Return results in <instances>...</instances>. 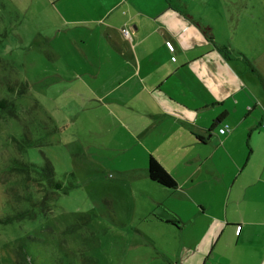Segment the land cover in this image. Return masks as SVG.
<instances>
[{
	"label": "rangeland",
	"instance_id": "1",
	"mask_svg": "<svg viewBox=\"0 0 264 264\" xmlns=\"http://www.w3.org/2000/svg\"><path fill=\"white\" fill-rule=\"evenodd\" d=\"M146 1L173 5L202 37L211 36L230 64L245 67L244 79L254 80L264 99V0ZM43 10L36 0H0V264H14L21 245L33 264H190L194 246L159 216L176 203L141 177L140 145L123 150L131 140L111 103L68 93L90 89L88 60L66 36L71 60L50 57L37 35L60 22L48 20L51 12L46 20ZM75 70L80 76L62 80ZM216 155L220 162V149ZM46 159L56 179L74 186L40 204L37 181L20 163L41 166ZM228 237L220 252L232 250L235 232ZM219 247L207 264H219Z\"/></svg>",
	"mask_w": 264,
	"mask_h": 264
},
{
	"label": "crops",
	"instance_id": "2",
	"mask_svg": "<svg viewBox=\"0 0 264 264\" xmlns=\"http://www.w3.org/2000/svg\"><path fill=\"white\" fill-rule=\"evenodd\" d=\"M36 2L45 17L51 12L46 20L60 22L57 29L49 25L52 31L37 35L50 57L71 60L66 36L79 45L78 56L88 60L83 73L92 81L90 89L70 90V96L91 95L99 105L111 103L109 110L131 140L123 150L140 145V160L146 164L139 169L141 177L149 179L153 156L175 179L174 189L148 181L174 199L173 210L159 216L194 246L190 264H207L219 245V264H264V160L254 163L256 156L264 158V99L255 81L244 79L245 67L230 64L213 38L202 37L171 4ZM125 26L128 33H120ZM58 39L64 46H57ZM77 76L75 70L61 78L69 82ZM226 125L221 134L219 128ZM184 209L189 219L182 216L187 215ZM175 219L180 223L168 222ZM190 223L194 228L187 238ZM233 231L232 250L220 252Z\"/></svg>",
	"mask_w": 264,
	"mask_h": 264
},
{
	"label": "trees",
	"instance_id": "3",
	"mask_svg": "<svg viewBox=\"0 0 264 264\" xmlns=\"http://www.w3.org/2000/svg\"><path fill=\"white\" fill-rule=\"evenodd\" d=\"M261 78V77H260ZM21 85L22 89L27 88V83L16 82V85ZM262 84L264 86V81L262 80ZM216 120L219 118L216 117ZM216 123L212 124V128H214ZM29 143L27 142L26 145ZM25 146V145H24ZM23 166L22 171L26 172L28 176H32L34 180L37 181L36 191L40 193V197L37 198V203L42 204L46 200H55L59 195V192L62 191L66 193V191L73 187V183L64 184L62 181L56 179L53 166L49 162V160H45L44 164L38 166L34 163H20ZM147 173L150 180L154 181L157 184H161L162 186L168 189H174L177 186L175 179L163 168L161 164L153 157L149 156L148 165H147ZM72 175V174H71ZM33 214V213H32ZM18 214L16 213L15 216ZM19 218V216H18ZM12 217H9L8 220H4L5 222L11 221ZM170 223H180L178 220H168ZM19 252L17 253L16 261L14 264H33L31 260L28 258L26 251H24L23 245H21ZM18 248V249H19Z\"/></svg>",
	"mask_w": 264,
	"mask_h": 264
},
{
	"label": "built area",
	"instance_id": "4",
	"mask_svg": "<svg viewBox=\"0 0 264 264\" xmlns=\"http://www.w3.org/2000/svg\"><path fill=\"white\" fill-rule=\"evenodd\" d=\"M123 32L124 33H128V30L127 29H123ZM170 52L172 53V58L171 59L174 61L175 60V56L173 55V52H174L173 49H171ZM226 130H228V126L227 125L219 128V132L221 134H223L224 132H226Z\"/></svg>",
	"mask_w": 264,
	"mask_h": 264
}]
</instances>
